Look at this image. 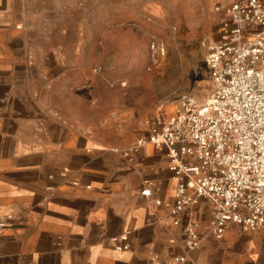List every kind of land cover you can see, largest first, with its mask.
Instances as JSON below:
<instances>
[{
    "label": "crops",
    "instance_id": "1",
    "mask_svg": "<svg viewBox=\"0 0 264 264\" xmlns=\"http://www.w3.org/2000/svg\"><path fill=\"white\" fill-rule=\"evenodd\" d=\"M11 29L0 26V217L11 213L15 221L0 233V264H176L177 256L185 264H264L261 234L233 223L222 239L211 233L206 200L174 224L179 180L164 149L147 145L132 162L113 151L127 150L178 106L159 115L118 89L105 93L109 102L99 94L91 107L74 45L45 61L36 39L16 44ZM187 221L200 236L192 252L184 244ZM128 230L130 248L116 250Z\"/></svg>",
    "mask_w": 264,
    "mask_h": 264
},
{
    "label": "built area",
    "instance_id": "2",
    "mask_svg": "<svg viewBox=\"0 0 264 264\" xmlns=\"http://www.w3.org/2000/svg\"><path fill=\"white\" fill-rule=\"evenodd\" d=\"M216 9L225 17L220 37L203 42L210 95L199 99L190 92L180 94L179 111L159 121L127 150L113 151L132 162L147 145L165 150L169 171L179 180L171 207L175 225L181 224V214L189 206L203 199L212 207L211 233L217 239L225 236L231 223L264 239V0H232ZM165 55V43L153 37L149 69ZM142 194L151 196V188ZM14 221L11 213L1 216L0 233ZM183 231L185 250L199 248L194 223H184ZM130 234L128 230L117 239L116 250L130 248ZM173 261L185 264L187 258L177 256Z\"/></svg>",
    "mask_w": 264,
    "mask_h": 264
},
{
    "label": "rangeland",
    "instance_id": "3",
    "mask_svg": "<svg viewBox=\"0 0 264 264\" xmlns=\"http://www.w3.org/2000/svg\"><path fill=\"white\" fill-rule=\"evenodd\" d=\"M44 1L27 0L23 9L22 0H0V26L12 28L16 44L36 39L45 61L62 45H74L73 65L88 76L91 107L99 94L109 102L105 93L122 89L166 116L180 94L210 95L203 42L219 39L225 17L216 8L232 0ZM153 37L163 40L166 55L149 69Z\"/></svg>",
    "mask_w": 264,
    "mask_h": 264
}]
</instances>
